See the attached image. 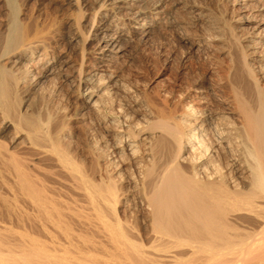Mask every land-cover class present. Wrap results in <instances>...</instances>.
<instances>
[{
  "label": "bare ground",
  "instance_id": "obj_1",
  "mask_svg": "<svg viewBox=\"0 0 264 264\" xmlns=\"http://www.w3.org/2000/svg\"><path fill=\"white\" fill-rule=\"evenodd\" d=\"M29 1L0 0V264H264V0ZM148 52L171 86L128 77Z\"/></svg>",
  "mask_w": 264,
  "mask_h": 264
},
{
  "label": "rangeland",
  "instance_id": "obj_2",
  "mask_svg": "<svg viewBox=\"0 0 264 264\" xmlns=\"http://www.w3.org/2000/svg\"><path fill=\"white\" fill-rule=\"evenodd\" d=\"M27 8H35L41 11L42 18L47 22L50 21L53 14H57L54 4L49 0H30L26 3ZM217 57L220 58L221 67L216 71V77L223 78L225 74V67L228 66V59L226 55L216 53ZM145 59H138L132 66L128 67L126 74L130 79L137 78L141 83H148L154 81L153 85L157 82L171 86L173 82L178 78V65L173 62L165 63L162 59H159L153 55L152 52H148ZM192 67L198 71L206 70V66H198L197 64H191ZM134 66V67H133ZM154 79V80H153ZM40 105V99L35 98L32 101L33 108H38Z\"/></svg>",
  "mask_w": 264,
  "mask_h": 264
}]
</instances>
